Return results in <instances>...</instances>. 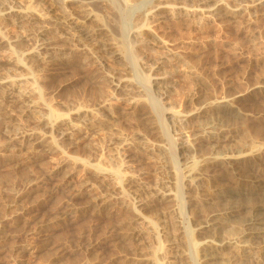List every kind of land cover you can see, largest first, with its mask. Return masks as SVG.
Returning <instances> with one entry per match:
<instances>
[{"label": "rangeland", "instance_id": "374dc122", "mask_svg": "<svg viewBox=\"0 0 264 264\" xmlns=\"http://www.w3.org/2000/svg\"><path fill=\"white\" fill-rule=\"evenodd\" d=\"M80 1L84 12L98 14L88 23L106 28L102 40L121 58L80 46L60 25L61 0H0V89L17 88L0 100V264H158L153 256L160 264H203L199 223L215 212L205 199L218 182L187 179L210 152L200 142L187 154L177 139L194 140L198 124L217 114L210 103L229 97L243 115L225 119L233 130L220 148L264 147V0H178L152 20L146 0H131L138 7L63 3ZM17 9L36 15L15 21L6 12ZM133 28L146 46L130 41ZM40 42L52 47L47 61L35 54ZM163 76L176 85L166 87L159 113L151 112L148 104L159 100L151 81ZM117 77L133 85L118 89ZM170 112L179 117L169 120ZM96 164L124 175H106ZM216 165L211 173L221 171ZM263 165L262 149L241 163L251 178L264 177ZM232 176L224 183L240 180ZM158 186L178 197L163 198ZM136 197L147 203L138 218ZM223 227L232 233L231 224ZM251 253L255 264L259 252Z\"/></svg>", "mask_w": 264, "mask_h": 264}, {"label": "bare ground", "instance_id": "6f19581e", "mask_svg": "<svg viewBox=\"0 0 264 264\" xmlns=\"http://www.w3.org/2000/svg\"><path fill=\"white\" fill-rule=\"evenodd\" d=\"M61 1H62L61 6L63 7L61 8L63 10L61 11L59 15L60 25L64 27L65 30H67V32L70 33V35H72L71 37L75 38V40L77 41L78 44H80V46H83L85 49L87 48L90 52H92L93 54H96V56L98 57L99 56L101 57L103 56V54H105L106 56L107 55L112 56V57L115 56L117 59L121 58L122 54L120 53L118 49L116 50L111 49L108 43L104 42L105 40L104 41L102 40V34H103L102 30L104 29L103 26H100L102 24L94 27L95 25H92V23H88V20L89 22H91L90 20H93V21L97 20V18L99 17L98 14H96V16H94L95 18H93L90 12L86 13L87 9L84 8L82 1H80L82 5H77L76 3L77 6L73 4L71 5L72 8L70 7V5L63 3L65 2V0H61ZM201 1L204 2L206 0H201ZM260 1L262 0H259V2ZM147 2H150V4H148L147 11L144 13V15L148 19H151L152 17L158 16L159 14L158 11L161 8L166 7V5L168 4L175 5L178 2V0H150V1L146 0L145 4ZM133 3L134 2H131V0H130V3L128 0H126L125 6L129 7L130 5H132L136 7L137 5L136 4L134 5ZM75 8H77V10ZM6 13L10 14L13 18H15V21L19 19V21L21 22H23L24 20L26 21L27 18L29 19V16L34 17V15H36V13H33L32 11H24V10H18V9L14 11H7ZM83 15L85 16V18L83 17ZM138 18H140V16ZM138 22H136V25ZM90 25H92L93 27H91ZM105 29L104 31L107 33ZM66 34L67 33H65V35ZM138 36H139L138 29H134L132 31V34L128 37H130V41L139 42L142 47L146 46L145 40L143 39L137 40ZM38 44L39 45L36 46V50H35V54L37 55L38 59L47 61V58H48L49 60V58L52 57L51 56L52 50L50 51L52 47H49L48 44L44 42H40ZM158 45L160 49L164 48V45H162L161 43H158ZM101 52H103L102 55L100 54ZM158 61L159 60H157V62L155 61L156 63L152 62L151 67L157 66L158 63L161 64V62H163L161 60L160 62ZM16 65L19 66L18 68L23 67L21 63H17ZM137 69L139 70V77H143L144 80H147L148 78L145 77L146 74L144 73L143 69L141 70L140 67H138ZM150 77H151V74L149 75V78ZM154 78H156V81H151V86L153 87L156 94L158 95L159 100L156 101L155 99L153 101H156V103L151 102L148 105L152 107L150 109L151 112L159 113L160 111L159 108L161 106V103H163L162 101L163 97L165 95H170V92H171L166 87H168V85H176V83H175L174 78H173V81L171 80L169 81L164 76L154 77ZM116 79L115 80L117 82L114 83V85L118 89L119 88L128 89L129 88L128 86L133 85L131 80H128V79L123 80L122 77H117ZM122 81H126V84L125 83L123 84ZM12 86H14V84H12ZM16 89L13 87H7V90L0 89V92L2 94V99H0L1 102L2 101L4 102L7 99H10L12 97L11 94L15 93L14 90ZM211 105H215V106L217 105V110H218V111L216 110L217 114L210 116V117L206 116V118L203 116L205 120L204 122L198 124L197 137H195L194 140H191L189 138L190 136L186 135L187 136L186 138H184L185 136L184 137L179 136L177 139L178 140L177 144L180 145L182 150H185V151L186 149L189 150L187 154H189L192 151L195 152V151L200 150V146L198 145V143L200 142L206 143L209 149V152H210V153L208 152L209 154H207V157L204 158V162L201 163L200 165L201 168L199 169V172L193 173L189 170V172L187 173L188 175L187 179H189V181L191 182L193 181L201 182L203 179L207 178V180L212 179L218 182V183H215L216 184L215 189L212 193L213 196H209L205 199V200L210 201L216 206L214 207L216 208L215 212L211 214V217L208 216L204 218V220H202L201 223H199L200 230H203V232H205V236L203 237L201 241L202 263L203 264H248L247 262H252L251 252H254L255 250L257 253L259 252V256H258L259 258L257 260L258 262H256L255 264H264V177L260 178L261 176L259 177L258 174L257 176L260 179L255 178V177L253 178L248 177L246 174H244L245 169L241 166V163L243 165V162L250 160L258 151H260L261 149L264 150V147L263 146L257 147L256 145H253V147L245 151L231 150L227 148L222 150L220 147H225L224 143L226 140L229 139L230 137L229 134L231 133V129H232L230 125L226 124L225 119H228L230 117V120H231V116L237 117L238 115H241V114L243 115V113L235 106L233 99L229 97H222L216 100L215 102L210 103L209 106ZM202 109L203 108H199L198 111L200 112L194 111L193 113L201 114L203 111ZM79 113H81L80 110H78V114ZM193 113H190V115ZM84 114H86V112ZM145 114L147 117H152V113L150 112H145ZM62 116L64 117V120L65 119L67 120L66 114H63ZM178 117L179 116L177 113L170 112V115L167 118L171 121H175V119H177ZM182 119L185 120L186 118H182ZM77 123L74 122V124H77ZM17 134L19 135V133ZM20 136H23V135L20 134L19 137ZM162 155H163V152H162ZM160 159L159 161H161ZM216 164L220 165L219 169L221 171L218 173L217 172L211 173L210 169L212 165H216ZM95 168L98 170H101V173H104L106 175H111L110 173H112L115 176L117 175L118 177H122L124 175V172L121 170V168H115L112 171H110V173H108L107 171H102L104 168L100 164H96ZM249 173L250 172L248 171V174ZM231 174H233L234 177H238L240 180L237 181L236 183H232V180H231L230 184L229 183L225 184L224 183L225 180ZM238 178H236V180ZM127 179L129 180L128 182L133 181L132 177L127 178ZM158 190H160L159 194L160 195L162 194L163 198L175 199L176 197H178L176 193L169 191L166 188L165 189L163 187L159 188L158 186ZM142 199L136 197V200H135V204H134L135 209L133 210V212L137 214V218L142 217L140 216L141 215L140 208L145 207V205H147V203L144 202L145 199L144 200ZM242 200H254V202H252L251 205L243 209L241 205L239 204V202ZM131 206H133V204ZM131 208L133 209V207ZM241 213H244V216H239V214ZM147 223H149V227L151 228V231L157 230L158 223L156 220L148 219ZM223 224H229V225L231 224L232 233L226 234L229 232L225 231ZM136 235H139V232H137ZM167 235H170L169 232L167 233ZM250 236H254L257 238L251 239ZM161 248L163 249L162 243L160 244V249ZM232 249H234L235 251H238V253L237 254L231 253ZM182 256H183L182 254H179L177 257H180V259H182L181 258ZM151 260L153 262L160 264V261L156 258V256L151 257ZM250 264H254V263L252 262Z\"/></svg>", "mask_w": 264, "mask_h": 264}]
</instances>
